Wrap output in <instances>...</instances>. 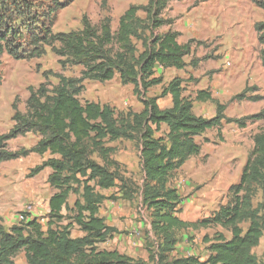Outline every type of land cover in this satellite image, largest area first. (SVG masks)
<instances>
[{
  "label": "trees",
  "instance_id": "trees-1",
  "mask_svg": "<svg viewBox=\"0 0 264 264\" xmlns=\"http://www.w3.org/2000/svg\"><path fill=\"white\" fill-rule=\"evenodd\" d=\"M0 0V57L7 53L16 60H31L45 55L51 48L62 70L81 66L79 78L45 72V82L29 88L26 109L13 103L12 128L0 135V165L27 157L30 154L50 158L35 167L30 177L51 169L48 182L56 192L49 200L48 226L25 213L19 225L7 227L0 217V264H15L16 256L25 252L27 264H145L114 250H101L118 233L99 216L106 200L131 201L139 189L131 179L119 171V163L112 158L113 149L107 141L138 140L144 172L141 187L143 206L151 213V230L156 237L155 253H149L153 264H264L253 252L264 240V202L257 206L253 198L258 191L264 194V129L254 136V149L242 169L238 184L230 188L231 205L222 207L205 224L230 229L231 238L217 233L206 238L209 255L180 257L173 255L178 239L175 232L189 224L178 217L182 199L175 188L168 186L171 174L181 169L192 156L201 153L196 138L211 129L221 130L224 123L246 128L248 124L264 121V108L256 114L240 119L228 117L227 105L212 97L208 90L198 92L197 100L211 101L216 114L205 118L194 113L192 101L183 96V79L176 77L163 87L159 96L147 97L148 91L162 85L156 77V67L183 70L186 58L193 50L191 43H179V31L171 28L172 19L164 18L173 0H148L145 5H131L120 17L116 31L110 15L98 25L84 15L82 28L76 31H53L57 11L66 5L57 0ZM68 4V3H67ZM264 9V1H255ZM142 14V15H141ZM169 29L162 32L163 27ZM261 47L259 59L264 68V21L254 25ZM197 68L198 60L189 63ZM58 83L53 85L49 78ZM122 85H132L134 93L144 105L140 113H130L132 122L119 125L115 110L109 105L86 102L79 96L85 81L105 83L116 76ZM257 86H246L231 98V102H260L255 95ZM172 97V107L161 109L158 100ZM168 128L158 136L162 126ZM33 133L40 137L31 149L12 151L8 143ZM96 156V158H95ZM118 188L111 197L101 191ZM75 195L73 207L69 198ZM67 213H64V212ZM31 218V219H30ZM68 220L67 224L64 221ZM249 223L246 230L241 223ZM77 226L83 237H72Z\"/></svg>",
  "mask_w": 264,
  "mask_h": 264
},
{
  "label": "rangeland",
  "instance_id": "rangeland-1",
  "mask_svg": "<svg viewBox=\"0 0 264 264\" xmlns=\"http://www.w3.org/2000/svg\"><path fill=\"white\" fill-rule=\"evenodd\" d=\"M66 5L57 11L53 26L55 33L70 32L82 28L81 20L87 15L94 25L110 15L112 29L117 30L121 15L131 5H145L148 0H57ZM255 1L264 0H173L164 12V18L172 19L171 28L179 31V43L191 40L192 54L186 58L188 66L183 70L166 69L162 85L152 87L147 97L159 96L172 79H183V95L192 101L194 113L205 118L216 114V106L211 101L197 100L198 92L208 90L212 97L226 104L225 114L234 119L259 113L264 108L260 102H231V98L240 94L246 86H257L255 95L264 97V68L259 59L261 49L254 25L264 21V9L256 6ZM49 2L41 0L40 6ZM68 3V4H67ZM142 15V14H141ZM169 29L163 27L162 32ZM46 53L41 58L16 60L5 53L0 57V135L7 133L13 126V103L18 98V107L24 112L29 97V88H38L45 82L43 74L60 73L68 77L79 78L83 67H68L62 70L59 58L51 48L45 47ZM197 68L191 66L192 60H198ZM50 76L55 85L58 80ZM84 91L79 96L82 104L86 102L109 105L115 110L119 125L132 119L130 113H140L144 105L135 95L132 85H122L117 75L112 81L99 83L85 81ZM264 99V98H263ZM171 104V97L158 100L160 108ZM264 129V121L248 124L240 128L236 124L224 123L221 130L211 129L196 138L202 150L200 155L192 156L179 170L173 172L168 186L178 190L182 199L178 217L189 224L175 232L178 249L173 255L186 254L192 250L202 260L209 255L206 238L212 239L217 233L231 238L230 229L215 224H205L222 207L231 205L233 194L230 188L238 184L241 172L254 149V136ZM163 125L157 134L165 135ZM40 137L33 133L20 136L8 143V149L17 151L33 148ZM106 146L113 149L112 158L119 163V171L124 177L133 180L139 187L135 198L127 200H106L100 207L99 216L107 225L117 229L118 233L106 243L99 244L101 250H114L128 255L136 261L153 264L149 261L148 249L155 253L157 240L151 230V213L143 206L141 187L144 182L140 143L119 139L107 141ZM49 154H30L27 157L5 162L0 165V217L3 223L15 221L29 213L37 218L47 229L49 200L56 192L51 188L48 177L51 169H45L39 175L30 177L31 171L49 159ZM96 158V156H95ZM108 197L116 195L118 188L101 191ZM77 197L71 195L69 205ZM264 202V194L258 191L253 198L254 206ZM64 213H67L66 211ZM30 218V219H31ZM68 220L64 221L67 224ZM11 225V224H8ZM249 223H241L246 230ZM11 227V226H7ZM77 226L72 228V237L81 235ZM264 240L253 252L263 262ZM15 264H27L25 252L15 258Z\"/></svg>",
  "mask_w": 264,
  "mask_h": 264
},
{
  "label": "crops",
  "instance_id": "crops-1",
  "mask_svg": "<svg viewBox=\"0 0 264 264\" xmlns=\"http://www.w3.org/2000/svg\"><path fill=\"white\" fill-rule=\"evenodd\" d=\"M166 69H163L162 67H160V66H157L156 67V69H155V71H156V77H162V75H164V71H165ZM163 78V77H162ZM168 85V84H167ZM166 85V86H167ZM170 96V95H169ZM184 96V95H183ZM171 97V96H170ZM172 107V97H171V104L169 105V107H166V108H164V109H169V108H171ZM162 109V108H161ZM166 129H167V132H168V128H167V126H166ZM13 222H15V221H11V223H5L4 225H6V226H13V225H15V223H13ZM8 224H11V225H8ZM84 236V233L82 232V234L81 235H79V236H77V237H83ZM178 246L179 245H177V249H178ZM179 250V249H178ZM185 253L186 254H183V255H180V257H187V256H189V255H196L192 250H190V249H187V251H185ZM197 256V255H196Z\"/></svg>",
  "mask_w": 264,
  "mask_h": 264
},
{
  "label": "built area",
  "instance_id": "built-area-1",
  "mask_svg": "<svg viewBox=\"0 0 264 264\" xmlns=\"http://www.w3.org/2000/svg\"><path fill=\"white\" fill-rule=\"evenodd\" d=\"M21 220H22V221H24V220H25V218H24V217H22V218H21Z\"/></svg>",
  "mask_w": 264,
  "mask_h": 264
}]
</instances>
